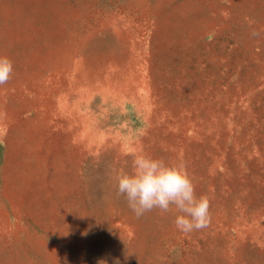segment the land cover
Masks as SVG:
<instances>
[{"label":"rangeland","instance_id":"374dc122","mask_svg":"<svg viewBox=\"0 0 264 264\" xmlns=\"http://www.w3.org/2000/svg\"><path fill=\"white\" fill-rule=\"evenodd\" d=\"M264 0H0V264H264ZM182 161L210 224L137 218L116 170Z\"/></svg>","mask_w":264,"mask_h":264},{"label":"clouds","instance_id":"9594fccd","mask_svg":"<svg viewBox=\"0 0 264 264\" xmlns=\"http://www.w3.org/2000/svg\"><path fill=\"white\" fill-rule=\"evenodd\" d=\"M253 30L250 35L260 36ZM13 61L0 56V86L9 82L13 75ZM116 196H123L137 218L159 209L161 214L175 211L176 228L187 235L206 228L211 221L210 198L196 195L195 185L182 162H167L154 158L142 148L132 157L130 168L116 170Z\"/></svg>","mask_w":264,"mask_h":264}]
</instances>
